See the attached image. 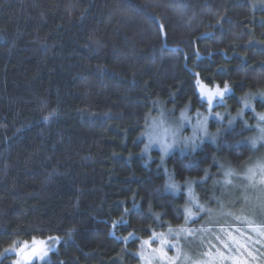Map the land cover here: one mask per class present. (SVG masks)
Here are the masks:
<instances>
[{
    "label": "trees",
    "instance_id": "trees-1",
    "mask_svg": "<svg viewBox=\"0 0 264 264\" xmlns=\"http://www.w3.org/2000/svg\"><path fill=\"white\" fill-rule=\"evenodd\" d=\"M257 3L0 0V264H12L6 248L53 236L62 242L44 264H138L142 241L185 225L197 200L186 187L211 205L220 163L245 173L264 129ZM197 78L232 88L218 142L165 165L158 151L148 159L141 133L150 113L161 104L205 109ZM173 180L178 194L166 190ZM210 225L213 241L214 228L244 222ZM254 225L263 235L264 218ZM189 246L198 255L209 244ZM254 249V264H264V238Z\"/></svg>",
    "mask_w": 264,
    "mask_h": 264
},
{
    "label": "rangeland",
    "instance_id": "rangeland-1",
    "mask_svg": "<svg viewBox=\"0 0 264 264\" xmlns=\"http://www.w3.org/2000/svg\"><path fill=\"white\" fill-rule=\"evenodd\" d=\"M257 1H259L257 3L259 9L264 11V0ZM196 87L201 102L205 103V109L193 112L189 104L180 108L161 104L157 107L156 112L150 113L141 133L144 145L148 147V152H144L148 159H150L152 151H158L160 160L165 165L167 158L175 152L186 156L195 153L206 142L213 144L218 142L221 130L225 129L223 126L224 116L220 112H224V110L220 105L232 93V88L229 85L209 87L199 78L196 80ZM202 89L212 92L219 90L224 94L222 97L215 96L209 103L208 97ZM262 98L264 96H261ZM228 107L230 108L229 105ZM229 112L231 111L229 110ZM260 114L264 115V111L259 113V118ZM169 117H173L175 120H170ZM226 122L228 125L230 124L229 120ZM262 130L264 129L262 128ZM262 130H258L259 133L253 139L252 148L255 149L253 154L256 155V158L245 173L239 175L235 172L236 170H230L231 167L228 163H220L223 176L219 179L220 183H214L213 186L218 189L220 196H217V199L213 198L212 204L210 203L212 207L203 202V198L198 196L193 188H190V196L194 195L197 199L194 202L195 205L188 206L192 215L187 213L188 219L182 228L155 232L152 238L142 241L141 248L136 253L139 258L138 264L255 263V245L264 238V233L262 235L259 228L254 225L263 221L264 218L261 217L264 206V131ZM260 146L263 150L260 149ZM173 184L178 185L175 180H173ZM170 188L166 184V190L169 192L178 194L181 190L180 186L176 189ZM186 191H189V187H186ZM187 196L189 195L187 194ZM186 212L188 211L186 210ZM196 218H200L208 224L201 228L191 227L193 225L190 222ZM233 220L243 221L244 226L240 228L236 225L232 226V229L214 228L218 233L211 241L209 234L212 236L214 234L210 223L227 224ZM193 229L200 231L197 232L194 240L190 241V237L187 236ZM161 235L166 243H161L159 238ZM185 237L188 240L183 241ZM123 239L128 241L131 236ZM145 241L148 243L145 244ZM61 242L62 238L58 236L46 239L34 238L6 248L4 256H12V264H44L51 253L58 249ZM194 242L197 243L198 248ZM185 243L190 245L189 249L195 251L207 248V244L209 246L198 255H192L190 250L183 247ZM1 259L2 256H0V262Z\"/></svg>",
    "mask_w": 264,
    "mask_h": 264
},
{
    "label": "snow or ice",
    "instance_id": "snow-or-ice-1",
    "mask_svg": "<svg viewBox=\"0 0 264 264\" xmlns=\"http://www.w3.org/2000/svg\"><path fill=\"white\" fill-rule=\"evenodd\" d=\"M202 91H204L205 95L208 97L209 103H211L212 99L215 96H221L222 97L224 94L222 91H219V90H217L216 92H212V91H206V90L202 89ZM45 119H48V118L45 117ZM260 119L264 120V115H261ZM227 182L229 183L230 181H227ZM170 186L174 189L178 188V185H176V184H171ZM189 195H191V189L190 188H189ZM187 211H188V214L191 216L192 215L191 209H188ZM159 238H160L162 244L166 243V240L164 239V237L162 235ZM144 243L147 244L148 241H145Z\"/></svg>",
    "mask_w": 264,
    "mask_h": 264
},
{
    "label": "clouds",
    "instance_id": "clouds-1",
    "mask_svg": "<svg viewBox=\"0 0 264 264\" xmlns=\"http://www.w3.org/2000/svg\"><path fill=\"white\" fill-rule=\"evenodd\" d=\"M169 119H170V120H175V118H173V117H169ZM142 148H143V151H144V152H148V147H147V146L142 145Z\"/></svg>",
    "mask_w": 264,
    "mask_h": 264
},
{
    "label": "flooded vegetation",
    "instance_id": "flooded-vegetation-1",
    "mask_svg": "<svg viewBox=\"0 0 264 264\" xmlns=\"http://www.w3.org/2000/svg\"><path fill=\"white\" fill-rule=\"evenodd\" d=\"M199 149H200V148H199ZM199 149H198V150H199ZM198 150H197V151H198ZM197 151H196V152H197Z\"/></svg>",
    "mask_w": 264,
    "mask_h": 264
}]
</instances>
